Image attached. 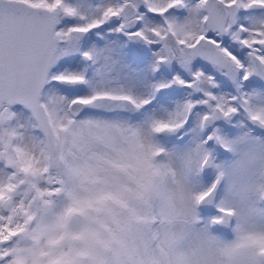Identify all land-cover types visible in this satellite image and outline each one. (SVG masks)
Instances as JSON below:
<instances>
[{
  "label": "snow or ice",
  "instance_id": "1",
  "mask_svg": "<svg viewBox=\"0 0 264 264\" xmlns=\"http://www.w3.org/2000/svg\"><path fill=\"white\" fill-rule=\"evenodd\" d=\"M0 264H264V0H0Z\"/></svg>",
  "mask_w": 264,
  "mask_h": 264
}]
</instances>
